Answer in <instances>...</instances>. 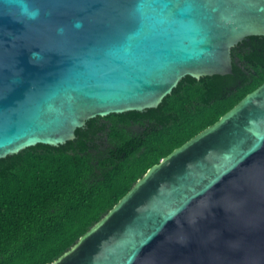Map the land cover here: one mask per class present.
Returning a JSON list of instances; mask_svg holds the SVG:
<instances>
[{"label": "water", "instance_id": "95a60500", "mask_svg": "<svg viewBox=\"0 0 264 264\" xmlns=\"http://www.w3.org/2000/svg\"><path fill=\"white\" fill-rule=\"evenodd\" d=\"M264 0H0V159L232 74ZM50 264H264V82Z\"/></svg>", "mask_w": 264, "mask_h": 264}, {"label": "trees", "instance_id": "16d2710c", "mask_svg": "<svg viewBox=\"0 0 264 264\" xmlns=\"http://www.w3.org/2000/svg\"><path fill=\"white\" fill-rule=\"evenodd\" d=\"M231 55V75L185 77L156 109L97 117L64 145L0 159V264L52 263L152 165L264 82V36ZM131 123L144 131L131 134Z\"/></svg>", "mask_w": 264, "mask_h": 264}, {"label": "flooded vegetation", "instance_id": "af4514ba", "mask_svg": "<svg viewBox=\"0 0 264 264\" xmlns=\"http://www.w3.org/2000/svg\"><path fill=\"white\" fill-rule=\"evenodd\" d=\"M102 122H104V120H101ZM131 127H135L136 129H137V131H139V132H137V133H142L143 131H144V126L143 125H141V124H138V123H136V124H134V123H131V125H129V126H125V129L128 131V132H130L128 129L129 128H131ZM137 133H131V134H137ZM103 144L106 146L107 145V139L105 138L104 139V141H103Z\"/></svg>", "mask_w": 264, "mask_h": 264}, {"label": "rangeland", "instance_id": "374dc122", "mask_svg": "<svg viewBox=\"0 0 264 264\" xmlns=\"http://www.w3.org/2000/svg\"><path fill=\"white\" fill-rule=\"evenodd\" d=\"M100 122H102V121L100 120ZM137 129L135 127H131L128 130L130 131V133H137V132H139V131H137Z\"/></svg>", "mask_w": 264, "mask_h": 264}]
</instances>
